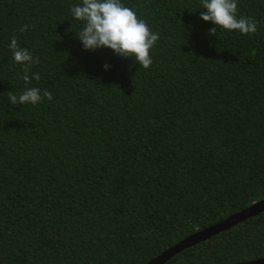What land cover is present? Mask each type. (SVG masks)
Masks as SVG:
<instances>
[{
	"label": "trees",
	"instance_id": "obj_1",
	"mask_svg": "<svg viewBox=\"0 0 264 264\" xmlns=\"http://www.w3.org/2000/svg\"><path fill=\"white\" fill-rule=\"evenodd\" d=\"M81 2L0 0V264H145L264 197V0H237L251 35L201 0H121L159 34L148 69L85 50ZM13 36L52 100L10 104ZM260 257L264 212L165 264Z\"/></svg>",
	"mask_w": 264,
	"mask_h": 264
},
{
	"label": "clouds",
	"instance_id": "obj_2",
	"mask_svg": "<svg viewBox=\"0 0 264 264\" xmlns=\"http://www.w3.org/2000/svg\"><path fill=\"white\" fill-rule=\"evenodd\" d=\"M201 5L207 9L200 14L205 22L210 21L225 31H238L243 35H251L257 31L256 21L238 16L237 0H201ZM70 11L76 20L84 24L76 36L85 50L108 48L117 56L133 58L144 69L152 65L150 52L158 42L159 34L154 33L147 22L138 18L136 12L124 6L121 0H82L81 4L73 6ZM217 27L210 29V34H216ZM28 28V25H24L20 31H27ZM9 48L13 60L23 65L21 78L26 85L19 95L8 92L10 104L36 105L43 98L52 100L50 91L45 89L42 92L38 87H28L33 79L40 80L39 73L29 75L31 66L39 61L34 60L26 48L18 45L15 36L12 37ZM104 68L107 70L109 65L105 64Z\"/></svg>",
	"mask_w": 264,
	"mask_h": 264
},
{
	"label": "water",
	"instance_id": "obj_3",
	"mask_svg": "<svg viewBox=\"0 0 264 264\" xmlns=\"http://www.w3.org/2000/svg\"><path fill=\"white\" fill-rule=\"evenodd\" d=\"M262 212H264V197L252 202L249 206L230 214L220 221H217L207 227L187 235L162 251L157 256L153 257L145 264H165L170 258L182 252L184 249L204 242L209 238L219 234L220 232L226 231L249 218L257 216ZM232 264H264V257Z\"/></svg>",
	"mask_w": 264,
	"mask_h": 264
}]
</instances>
